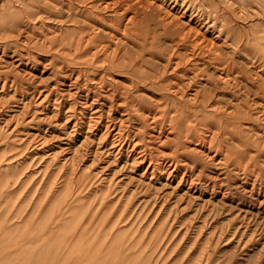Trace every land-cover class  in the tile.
Instances as JSON below:
<instances>
[{"label": "rangeland", "instance_id": "374dc122", "mask_svg": "<svg viewBox=\"0 0 264 264\" xmlns=\"http://www.w3.org/2000/svg\"><path fill=\"white\" fill-rule=\"evenodd\" d=\"M256 34L264 0H0V264H264Z\"/></svg>", "mask_w": 264, "mask_h": 264}, {"label": "bare ground", "instance_id": "6f19581e", "mask_svg": "<svg viewBox=\"0 0 264 264\" xmlns=\"http://www.w3.org/2000/svg\"><path fill=\"white\" fill-rule=\"evenodd\" d=\"M109 1V0H108ZM121 2V1H120ZM135 2V1H134ZM92 3V2H91ZM99 3V2H98ZM107 3V2H106ZM119 3V2H118ZM124 4V3H123ZM120 5H121V3H120ZM129 5V4H128ZM141 6V5H140ZM145 7V6H144ZM105 8V7H104ZM115 8V7H114ZM125 8V7H124ZM120 9H122V8H120ZM149 9V8H148ZM184 11V10H183ZM120 12V11H119ZM136 12V11H135ZM98 16H100V15H98ZM124 16V15H123ZM174 16H176V15H174ZM180 17V16H179ZM60 19V18H59ZM128 19V18H127ZM181 19V18H180ZM186 21V20H185ZM141 23V22H140ZM141 25V24H140ZM156 25V24H155ZM124 26V25H123ZM122 26V27H123ZM141 26H143V25H141ZM164 26V25H163ZM26 27V26H25ZM152 28V27H151ZM178 28V27H177ZM205 27L203 26V29H204ZM213 29V27L212 26H208V27H206L205 28V30H204V35H209L207 32L210 30V29ZM153 29V28H152ZM174 29V28H173ZM227 29H229V33L231 34V35H238L239 37L237 38L238 40L239 39H243L242 37H246L247 36V32H246V30L242 27V28H238V27H229V28H227ZM24 31V30H23ZM83 31V30H82ZM85 31V30H84ZM156 31V30H155ZM183 33H185L184 31H182ZM47 34V33H46ZM154 34V33H153ZM181 35H183V34H181ZM181 35H180V37H181ZM244 35V36H243ZM219 36H224V31H221L220 33H219ZM47 37V36H46ZM45 37V38H46ZM179 37V36H178ZM179 37V38H180ZM182 37H184V36H182ZM48 38V37H47ZM184 39V38H183ZM225 41H226V36H225ZM147 40V39H146ZM180 40H181V38H180ZM179 40V41H180ZM248 40H249V42H250V44L249 43H244V46L246 47H252L253 48V52H254V55H252L253 56V58H256L257 60H261V61H263V59H264V36H262V35H259V34H256V35H253V38H248ZM49 41V40H48ZM198 41V40H197ZM209 41V44L210 45H208L209 47H208V50H207V52L209 53V55H210V57L211 58H213V56L212 55H214V53H215V58H217L218 56H219V51H220V48H221V43H218L217 41L218 40H215L214 38L213 39H209L208 40ZM151 42V41H150ZM201 42V41H200ZM195 43V42H194ZM198 43V42H197ZM196 43V44H197ZM152 44V43H151ZM174 44H176V43H174ZM192 46H193V44H192ZM195 46H197V45H195ZM98 47V46H97ZM188 47H190V46H188ZM246 47V48H247ZM191 49H193V48H191ZM200 50L201 51H206V49L205 48H201L200 47ZM176 53V52H175ZM197 54V53H196ZM191 57V56H190ZM198 58V57H197ZM37 59V58H36ZM115 59V58H114ZM157 59V58H156ZM65 60H66V58H65ZM9 61H11V60H9ZM186 61V60H185ZM202 61V60H201ZM42 62V61H41ZM19 63V62H18ZM12 65V64H11ZM23 65V64H22ZM21 65V66H22ZM203 65V64H202ZM192 66V65H191ZM10 67V66H9ZM14 67V66H13ZM16 67V66H15ZM193 67V66H192ZM200 67V66H199ZM11 68V67H10ZM20 68V67H19ZM22 68V67H21ZM210 68H212V67H210ZM13 69V68H12ZM216 69V68H215ZM221 70L222 71H224L225 72V75H226V77H223V78H225V81H231V82H233L232 80L236 77V76H234V78L230 75V70L228 69L227 70V68L226 67H223V68H221ZM234 71V70H233ZM25 72V71H24ZM221 73V72H220ZM219 73V74H220ZM18 74V73H17ZM245 77H249V78H251L252 79V82H250L251 84H252V86L250 85V86H248V85H246L245 86V89L246 90H248V91H250V92H252V94L254 95L253 97V99H255L256 98V100H257V103H258V105H262V106H260V107H264V102H261V101H258V100H262V101H264V79H262V77L260 76V75H258V73L257 72H255V74H253V75H245ZM11 78V77H10ZM12 80V79H11ZM66 80V79H65ZM137 82V81H136ZM224 82V81H223ZM249 82V81H248ZM10 83V82H9ZM233 83H235V82H233ZM242 84V83H241ZM240 84V85H241ZM20 86V85H19ZM248 86V87H247ZM10 89V88H9ZM155 93V92H154ZM208 94V93H207ZM218 94V93H217ZM133 98V97H132ZM193 98V97H192ZM247 98H250V96L248 95L247 96ZM181 100V99H180ZM19 101V100H18ZM136 102V101H135ZM209 103V102H208ZM240 104V103H239ZM254 105H255V103H253ZM252 104V105H253ZM134 106V105H133ZM233 106V105H232ZM195 107V106H194ZM224 107V106H223ZM257 107V106H256ZM138 108V107H137ZM235 108V107H234ZM241 110H243V111H246L247 109H245L244 107H242L241 108ZM263 113H264V110H263ZM6 117V116H5ZM221 118V117H220ZM185 126V125H184ZM210 126V125H209ZM185 130V129H184ZM206 150V149H205ZM162 180V179H161ZM161 183V182H160ZM163 184V183H162Z\"/></svg>", "mask_w": 264, "mask_h": 264}]
</instances>
